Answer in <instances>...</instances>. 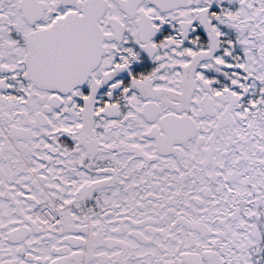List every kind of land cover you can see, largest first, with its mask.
Listing matches in <instances>:
<instances>
[{"label": "snow or ice", "instance_id": "obj_1", "mask_svg": "<svg viewBox=\"0 0 264 264\" xmlns=\"http://www.w3.org/2000/svg\"><path fill=\"white\" fill-rule=\"evenodd\" d=\"M0 264H264V0H0Z\"/></svg>", "mask_w": 264, "mask_h": 264}]
</instances>
